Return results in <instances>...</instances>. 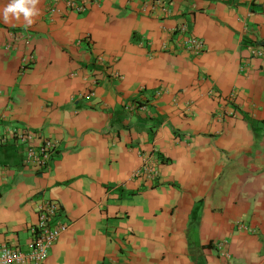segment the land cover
Returning <instances> with one entry per match:
<instances>
[{
	"label": "crops",
	"instance_id": "1",
	"mask_svg": "<svg viewBox=\"0 0 264 264\" xmlns=\"http://www.w3.org/2000/svg\"><path fill=\"white\" fill-rule=\"evenodd\" d=\"M151 1L38 0L26 26L0 0V242L28 250L50 198L43 264H264V0ZM24 127L56 142L47 170Z\"/></svg>",
	"mask_w": 264,
	"mask_h": 264
},
{
	"label": "built area",
	"instance_id": "2",
	"mask_svg": "<svg viewBox=\"0 0 264 264\" xmlns=\"http://www.w3.org/2000/svg\"><path fill=\"white\" fill-rule=\"evenodd\" d=\"M88 2H90V0H55V4L50 8V11L57 9L58 3H63L69 10L82 13L86 10ZM157 4L166 11L165 0L151 1V7L155 8ZM148 9V3L144 4L143 10L147 12L149 11ZM22 36H24V34ZM17 37L20 38L19 36H15V39H17ZM183 45L186 49L194 53H201L205 50L204 40L195 36L186 37ZM261 54H264V50ZM24 60L25 65H31L34 62V56L30 54L25 57ZM12 135L17 141L27 145L25 148V163L33 164L41 170L48 169L52 161V156L56 150L57 144L55 141L41 137L39 132L32 130L30 127L14 129ZM144 162L143 170H137V174L150 180L151 183H155L159 175L155 160L150 158L146 159ZM37 207L39 212V223L33 228L34 235L29 243V249L25 251L19 247L0 242V264H43L49 254L52 244L56 242L67 229L68 224L65 222H53L58 214V202L50 198L43 199L39 202ZM218 247L222 249L223 243L220 242ZM222 252L228 254L226 251L222 250Z\"/></svg>",
	"mask_w": 264,
	"mask_h": 264
},
{
	"label": "clouds",
	"instance_id": "3",
	"mask_svg": "<svg viewBox=\"0 0 264 264\" xmlns=\"http://www.w3.org/2000/svg\"><path fill=\"white\" fill-rule=\"evenodd\" d=\"M38 0H11V2L3 9V20L5 23L9 21V16L19 18L23 15L26 26H30L33 22L32 17L39 14L36 7Z\"/></svg>",
	"mask_w": 264,
	"mask_h": 264
},
{
	"label": "trees",
	"instance_id": "4",
	"mask_svg": "<svg viewBox=\"0 0 264 264\" xmlns=\"http://www.w3.org/2000/svg\"><path fill=\"white\" fill-rule=\"evenodd\" d=\"M141 104L140 103H138V106H140Z\"/></svg>",
	"mask_w": 264,
	"mask_h": 264
}]
</instances>
